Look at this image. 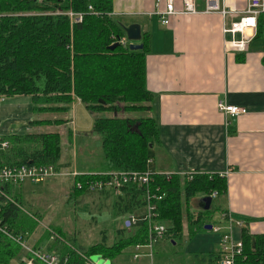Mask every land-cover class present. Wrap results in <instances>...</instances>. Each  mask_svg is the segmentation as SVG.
<instances>
[{
  "label": "trees",
  "instance_id": "16d2710c",
  "mask_svg": "<svg viewBox=\"0 0 264 264\" xmlns=\"http://www.w3.org/2000/svg\"><path fill=\"white\" fill-rule=\"evenodd\" d=\"M113 9V0H0V95H31L35 112L49 115L69 110L76 96L92 112H115L112 116L95 113L92 132L99 134L103 166L101 170L74 176L70 200H77L84 193L106 195L113 200L114 211L124 214V226L135 231L121 235L113 244L100 242L87 247L69 246L63 241L64 233L55 231L57 235L60 233L55 241L61 246L55 249L53 245L48 250L55 249L61 257L67 256V264H85L87 258L96 254L114 260L128 246L147 240V221L135 225L127 222L129 214L144 205L145 185L129 183L120 190L93 189L89 185L106 170L148 169L154 147L160 141V124L155 116L130 114L153 108L154 95L146 81L147 35L143 33V49H132L122 43L111 49L113 41L126 34L120 21L111 14ZM68 10L83 11V20L71 22ZM257 19L255 38L264 43V11ZM262 61L264 64V55ZM65 120L44 116L33 123L60 124ZM69 132L72 134L71 128ZM3 136L11 144L0 149V165L31 162L59 167L62 154L59 131ZM154 176L153 187L160 184L166 193L159 202V219L167 224L165 239L178 243V237H184L185 216L189 233L210 230L202 222L206 210L199 208L195 219L191 199L213 190L224 194L228 190L227 176L220 172H196L192 178L173 174L167 179L158 172ZM19 204L24 206L23 193L8 181L0 183V222L15 237L25 238L38 223L32 217L33 212L27 214ZM247 227L241 231L244 250L237 257V264H264V233L253 234ZM45 235L47 239L52 236ZM35 245L43 248L40 243ZM22 250L24 247L16 238L0 231V263L11 262ZM215 253L218 255L219 250L205 254ZM157 263L163 264L160 260Z\"/></svg>",
  "mask_w": 264,
  "mask_h": 264
},
{
  "label": "crops",
  "instance_id": "0c3cea01",
  "mask_svg": "<svg viewBox=\"0 0 264 264\" xmlns=\"http://www.w3.org/2000/svg\"><path fill=\"white\" fill-rule=\"evenodd\" d=\"M156 2L113 0L112 11L120 22H140L147 35L146 81L154 95L150 113L160 124V141L154 147L151 170L228 171V190L216 196L218 210H231L237 216L248 218L247 228L251 233H264V43L249 29L251 41L246 50L226 49L228 39L243 34L227 32L225 25L240 18L247 0H222L231 10L228 14L206 11V0H197L198 11L176 14L169 24H164L157 14ZM176 2L181 7V0ZM27 95L14 94L12 101H0V134L12 135L42 126L33 123L40 118L33 109L34 103L17 101ZM220 99L244 105L248 111L226 117L218 107ZM95 113L92 112L94 119ZM53 118H70L73 137L79 141L82 135L73 125L74 112L72 117ZM102 164L98 169L80 168L75 160L73 169L93 172L101 170ZM194 208L198 210L199 206ZM44 238L39 237L33 245L40 243V247L50 249L54 244L49 246L48 241L42 245ZM165 240L170 239L156 245V262L160 260L163 264L169 263L159 253ZM60 246L55 244V249ZM219 247L220 241L214 251ZM24 252L7 264H23V259L29 256ZM194 257L200 264L218 260L217 253H197ZM41 262L26 261L45 264Z\"/></svg>",
  "mask_w": 264,
  "mask_h": 264
},
{
  "label": "rangeland",
  "instance_id": "374dc122",
  "mask_svg": "<svg viewBox=\"0 0 264 264\" xmlns=\"http://www.w3.org/2000/svg\"><path fill=\"white\" fill-rule=\"evenodd\" d=\"M116 41L117 39L113 42ZM124 45L129 44L127 43ZM6 99L12 101L11 99H13V97L9 95L4 97V101ZM17 101L31 105L33 103V98L27 95L17 99ZM71 107L72 108L69 110L61 112L55 111L50 115L46 112H37V115L38 117L67 115L72 117L74 112L75 123L73 125L76 132L82 135L81 138L79 136L78 142L74 139L73 134L69 132L72 126L70 118L66 119L61 124L53 123L51 126L42 125L40 128L39 126L35 128L31 127L27 131L16 134H24L28 131L39 132L42 129V131H59L62 145L59 165L62 171L72 170L75 160H78L80 163V168L83 166L98 169L101 167L104 159V152L100 140L97 141V136H99V134L93 136L90 133L94 127V115L80 99H74ZM97 113L105 116H112L115 114V112L109 110L97 111ZM123 114L126 113L123 112ZM130 114L133 116L143 114L151 115L149 110L146 112L134 111ZM71 130L73 133V128H71ZM151 165L152 162L149 164L150 168H152ZM72 179V175L60 174L39 183L26 181L21 185L14 186L18 191L20 190L23 193L24 206L22 205V208L27 214L28 212H33L32 217H34L33 219L38 223L32 234L30 233L26 236V240L30 245H33L36 239L41 236L44 237L46 236L45 234L48 233L52 234V236L49 239L44 238L41 242L42 245H46L48 241L50 243L49 246L51 244H57L58 242L55 241V238L59 237L60 233L57 232V235L55 231H62L64 233L63 241L65 240L69 246L83 245L85 247L100 242L113 244L115 239H119L121 235H129L131 232L135 231L134 228L124 226V214L114 211L113 200L107 198L106 195L84 193L78 196L77 200H70L72 192L70 184ZM201 196L202 195L198 193L192 198L191 204L193 212L195 213V219L198 217L199 212L197 209L194 210V206L198 207ZM218 203L219 198H214L212 208L204 212L203 220L207 219L210 214L217 213ZM183 209L184 213H186L185 204L183 205ZM184 222L185 231L184 237H182L183 239L178 237V243L173 240H165L159 253L163 256L164 260L170 264H199L194 254H205L215 250L217 243L220 241L221 234L210 230H203L191 234L187 229L188 219L186 216ZM37 233H39V235H37ZM31 235H33V239ZM188 239H190V242H187ZM133 251L134 245H130L114 260L105 259L99 254L93 256L95 262L98 264H142V260L133 258ZM23 252L24 251H21L19 256H22ZM29 260L41 262L31 254L26 256V260L23 259V264H27L26 261L29 262Z\"/></svg>",
  "mask_w": 264,
  "mask_h": 264
},
{
  "label": "built area",
  "instance_id": "2783aa9c",
  "mask_svg": "<svg viewBox=\"0 0 264 264\" xmlns=\"http://www.w3.org/2000/svg\"><path fill=\"white\" fill-rule=\"evenodd\" d=\"M156 12L160 16L164 24H169L172 16L179 13H194L199 10L197 0H181V7L178 6L176 0H157ZM89 9L93 10L90 5ZM206 11H221L223 14H228L231 10L227 9L222 0H206ZM264 11V0H247V6L241 11L240 18L233 21L231 24L225 25V31L236 34L241 32L243 35L237 38L235 35L226 41V49L229 51H243L248 48L251 41V35L248 33L249 29L257 34L258 14ZM71 17V22L81 21L84 18L83 11L68 10ZM112 14V12H111ZM117 41L122 44H129L130 40L127 35H121ZM5 95H0V101L4 100ZM219 109L226 115L237 116L248 111L244 105L228 103L225 99L218 101ZM9 140L0 134V149H5L9 146ZM151 161V159H150ZM163 173L170 179L173 174L181 176L188 175L192 178L196 171L188 173L181 171H153L151 168L145 170H106L100 173L98 177L92 180L89 185L93 189L116 188L120 190L123 186L129 183H136L138 185H145L144 205L136 211L129 214L130 224H138L141 220L147 221L148 231L147 240L145 242H138L134 244L133 258L142 260V264H158L156 262V245L165 239L167 232V224L159 219V202L165 196V191L162 186L157 184L153 187L155 173ZM78 169L74 168L69 171H62L61 167L58 168L53 163H20L11 165H0V183L8 181L12 185H20L23 182H42L53 176L60 174H68L74 176L79 175ZM228 171L220 172V175L227 176ZM79 186L82 184L79 182ZM214 198L220 193L218 190H213L211 193ZM214 201V199H213ZM21 207L22 205L19 204ZM213 205V203H212ZM212 208V206H211ZM210 208V209H211ZM209 209V210H210ZM208 211V210H206ZM127 221V222H128ZM202 222L212 224L213 232L221 234L220 247L217 264H237V257L243 253L244 243L242 238V228L247 225V221L240 216H237L231 210H218L217 214H210L207 219L202 218ZM129 224V225H130ZM0 231L12 236L21 243L26 251L31 252L36 258L45 264H67L69 259L67 256L61 257L54 251L38 248L30 245L26 237H15L11 230L7 229L5 224L0 222ZM238 232V236H237ZM85 264H98L92 258H87ZM169 264V263H167Z\"/></svg>",
  "mask_w": 264,
  "mask_h": 264
},
{
  "label": "water",
  "instance_id": "95a60500",
  "mask_svg": "<svg viewBox=\"0 0 264 264\" xmlns=\"http://www.w3.org/2000/svg\"><path fill=\"white\" fill-rule=\"evenodd\" d=\"M121 26L124 28L126 35L128 39L130 40L129 46L132 49H143L144 48V42L142 41L143 38V28L140 22L134 21L131 23H124L120 22ZM120 42L116 41L110 45V48L113 49L116 47ZM152 145V144H151ZM214 197L210 194L202 195L199 199L198 206L199 208L203 210H209L212 206ZM128 224H130V221H128ZM207 229L212 228L211 223H207L205 225ZM94 260V256L92 257Z\"/></svg>",
  "mask_w": 264,
  "mask_h": 264
}]
</instances>
